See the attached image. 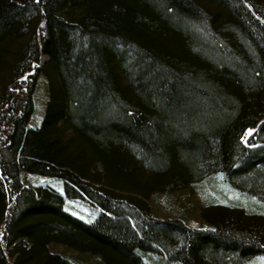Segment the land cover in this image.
<instances>
[{"label": "trees", "instance_id": "obj_1", "mask_svg": "<svg viewBox=\"0 0 264 264\" xmlns=\"http://www.w3.org/2000/svg\"><path fill=\"white\" fill-rule=\"evenodd\" d=\"M83 255L264 264V0H0V264Z\"/></svg>", "mask_w": 264, "mask_h": 264}, {"label": "rangeland", "instance_id": "obj_2", "mask_svg": "<svg viewBox=\"0 0 264 264\" xmlns=\"http://www.w3.org/2000/svg\"><path fill=\"white\" fill-rule=\"evenodd\" d=\"M45 57H41L40 59V65L44 62ZM38 103H37V108H36V113L35 116L32 119V124L38 126L41 122L43 112H44V107L43 102L46 98V88L44 86L41 87L38 91ZM253 129V128H252ZM251 128L247 129L244 131L242 140L246 142L247 138L249 137L250 133L249 130L252 131ZM98 170L101 169L100 165H97ZM169 198L165 200L164 198L161 199L160 197H155L152 196L151 201H152V211L154 215L161 216V217H174V218H180L185 222H189L191 224H194L195 226L204 224L205 221L203 217L200 214V208L199 205L201 206V203L203 201V197L201 196L200 193L197 192V189L190 188L188 190H183L180 192H173L171 196H168ZM171 199V202H175L174 204H168V201ZM176 199L179 200L180 204L179 207H176ZM175 200V201H174ZM168 204V205H167ZM78 205V204H77ZM75 206V205H74ZM77 208V206L75 207ZM66 210L69 212L75 214V211H71L70 208L67 206L65 207ZM78 211H85L84 208L79 207ZM77 216H80L83 220H91L92 218H87L86 216H81L79 214H75ZM200 227V226H199ZM58 250L63 251L66 255L69 256H74L75 254L69 250V249H64L62 247H57ZM84 258L89 261V264H100V259L98 257H89L87 255H83Z\"/></svg>", "mask_w": 264, "mask_h": 264}, {"label": "water", "instance_id": "obj_3", "mask_svg": "<svg viewBox=\"0 0 264 264\" xmlns=\"http://www.w3.org/2000/svg\"><path fill=\"white\" fill-rule=\"evenodd\" d=\"M254 131V129H252L251 133Z\"/></svg>", "mask_w": 264, "mask_h": 264}, {"label": "snow or ice", "instance_id": "obj_4", "mask_svg": "<svg viewBox=\"0 0 264 264\" xmlns=\"http://www.w3.org/2000/svg\"><path fill=\"white\" fill-rule=\"evenodd\" d=\"M249 132H251V130H249Z\"/></svg>", "mask_w": 264, "mask_h": 264}]
</instances>
